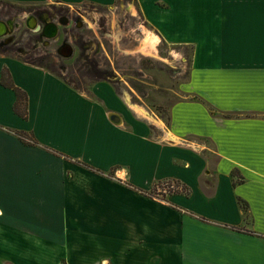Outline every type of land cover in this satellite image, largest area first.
Returning a JSON list of instances; mask_svg holds the SVG:
<instances>
[{"label":"crops","instance_id":"1","mask_svg":"<svg viewBox=\"0 0 264 264\" xmlns=\"http://www.w3.org/2000/svg\"><path fill=\"white\" fill-rule=\"evenodd\" d=\"M132 2L192 51L163 127L0 49V264H264V0Z\"/></svg>","mask_w":264,"mask_h":264},{"label":"rangeland","instance_id":"2","mask_svg":"<svg viewBox=\"0 0 264 264\" xmlns=\"http://www.w3.org/2000/svg\"><path fill=\"white\" fill-rule=\"evenodd\" d=\"M135 5L132 0H116L111 6L70 9L54 4L0 3V19L13 23L9 32L0 36V49L9 43L4 38L13 35L23 45L19 49L12 45L13 49L6 52L23 59L31 53V62L80 88L93 81L112 83L128 108L140 107L148 113L145 117L152 119V115L167 114L169 106L184 97L182 85L192 51L188 46L169 44L160 38L156 43L157 56L139 51L143 29L152 30ZM74 10L82 17L73 16ZM43 11L51 15L66 11L69 21L57 24V41L40 37L35 31L39 24L32 26L28 21L30 16L34 18L32 14ZM64 42L72 47L70 56L61 53Z\"/></svg>","mask_w":264,"mask_h":264},{"label":"flooded vegetation","instance_id":"3","mask_svg":"<svg viewBox=\"0 0 264 264\" xmlns=\"http://www.w3.org/2000/svg\"><path fill=\"white\" fill-rule=\"evenodd\" d=\"M67 11V10H66ZM66 11L64 12V11H61V12H58L57 14L55 13L54 15H51V14H49L47 11H43V12H39V13H37V14H32V17H34V18H31V16L29 17V19H28V21L30 22V24L32 23V19H34L35 21H36V23H35V25L38 23L39 24V28H37V29H35V31H39V36L40 37H44V36H42L41 35V27H42V25L43 24H45V23H49V22H51V21H54L56 24H62V25H65V23H68V18H67V14H66ZM75 11V10H74ZM76 12V15L75 14H73V16H80V17H82L81 15H79V12H77V11H75ZM45 14V15H44ZM47 14V15H46ZM76 18V17H75ZM45 38H47L48 40L47 41H51V40H53V41H57V38H56V36L55 37H45ZM7 42H8V40H9V43H5L3 46H2V48L1 49H3L4 51L5 50H9L10 48L11 49H13L12 48V45H13V47H15V48H17V49H19L18 47H20V46H22L23 45V43H21V42H18L17 40V38L15 39L14 38V36L13 35H10L9 37H6V38H4ZM13 39V40H12ZM46 41V42H47ZM64 44H67L66 42H64ZM0 45H1V43H0ZM8 46V47H7ZM62 46V45H61ZM61 46L59 47V50L61 49ZM24 53H26V52H24ZM26 55L27 56H25L24 57V59L25 60H27L28 62H31V60H32V58L34 57V56H31V53H26ZM33 63V62H32Z\"/></svg>","mask_w":264,"mask_h":264},{"label":"water","instance_id":"4","mask_svg":"<svg viewBox=\"0 0 264 264\" xmlns=\"http://www.w3.org/2000/svg\"><path fill=\"white\" fill-rule=\"evenodd\" d=\"M10 21H5L3 19H0V36L7 34L9 32V28L8 25H10V27L12 26L11 24H9ZM34 23H36V21L33 19L31 25L34 26ZM40 26L38 25V28ZM58 34V26L54 21H51L49 23H45L42 25L41 27V35L44 37H55ZM64 49H62L61 53H64L65 56H70L72 54V47L69 44H63ZM61 46V47H63ZM111 119L113 117L118 119L117 115L112 114ZM117 121V120H115Z\"/></svg>","mask_w":264,"mask_h":264},{"label":"bare ground","instance_id":"5","mask_svg":"<svg viewBox=\"0 0 264 264\" xmlns=\"http://www.w3.org/2000/svg\"><path fill=\"white\" fill-rule=\"evenodd\" d=\"M9 24H13L11 21L9 22ZM8 28L10 29V25H8ZM143 38H141L140 40V48H138L139 51H141L144 55H155L156 54V43L158 38L152 34L151 32L147 31L146 29H143ZM135 110H137L139 113H141L142 115H146L148 116V113L143 110L142 108H134ZM153 119V116H152ZM156 123H158L159 126L163 127V123L161 120H158L156 118L153 119Z\"/></svg>","mask_w":264,"mask_h":264},{"label":"trees","instance_id":"6","mask_svg":"<svg viewBox=\"0 0 264 264\" xmlns=\"http://www.w3.org/2000/svg\"><path fill=\"white\" fill-rule=\"evenodd\" d=\"M16 94H17V101H16V110L18 109V103L20 102V100H21V97H22V93L21 92H19V91H16ZM23 98V97H22ZM25 113L24 112H22V115H24ZM16 134L18 135V137L24 142V143H26V144H29V145H36V143H35V141L33 140V139H30V138H28L27 137V134L26 133H24V132H16ZM147 195V194H146ZM148 195H150L151 196V193L149 194L148 193ZM240 207H241V209H242V211H243V214L244 215H246V204L244 203V202H240Z\"/></svg>","mask_w":264,"mask_h":264}]
</instances>
